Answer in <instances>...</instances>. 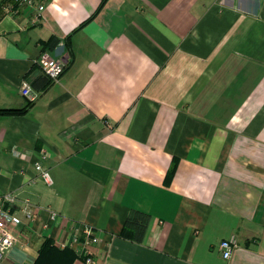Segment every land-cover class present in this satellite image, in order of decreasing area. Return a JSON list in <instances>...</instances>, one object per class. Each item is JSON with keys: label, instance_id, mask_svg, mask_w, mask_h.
Instances as JSON below:
<instances>
[{"label": "crops", "instance_id": "crops-1", "mask_svg": "<svg viewBox=\"0 0 264 264\" xmlns=\"http://www.w3.org/2000/svg\"><path fill=\"white\" fill-rule=\"evenodd\" d=\"M33 17L0 6V108L18 110L0 112V193L18 198L0 264H86L83 225L94 264H264V0H48ZM42 52L65 59L58 81Z\"/></svg>", "mask_w": 264, "mask_h": 264}, {"label": "built area", "instance_id": "built-area-1", "mask_svg": "<svg viewBox=\"0 0 264 264\" xmlns=\"http://www.w3.org/2000/svg\"><path fill=\"white\" fill-rule=\"evenodd\" d=\"M48 0H0V6L6 13L15 12L16 8L23 6L29 8L33 13V20L37 21L42 16V11L46 6ZM38 63L46 76L52 81L59 80L61 75L66 69L67 63L61 57H53L48 52H42L35 60ZM21 94L28 100V102H34L38 93L32 88L29 81L21 79L18 85ZM49 153L46 149H42L39 152V158L34 162V167L38 170L41 179L46 184L52 183V178L44 161L48 158ZM17 196L9 191L0 193V262L4 258L6 251L13 246L16 242V237L12 232V223L15 221L14 205L17 203ZM31 202L28 198H24L20 201L18 209L21 210L27 217L33 218L31 208ZM56 213H51V218L54 219ZM75 243H81L84 247L82 252L83 261L86 264H94V254L86 246L88 244L96 245L99 242V237L95 229L90 225H83L75 228V237L73 239ZM237 245L235 236L222 239L219 242V248L222 257L227 259L231 256L234 247ZM58 246L65 248L66 244L63 242L58 243Z\"/></svg>", "mask_w": 264, "mask_h": 264}, {"label": "trees", "instance_id": "trees-1", "mask_svg": "<svg viewBox=\"0 0 264 264\" xmlns=\"http://www.w3.org/2000/svg\"><path fill=\"white\" fill-rule=\"evenodd\" d=\"M0 112H2V113H15V112H18V110L17 109H13V108H0ZM49 243H50L49 240H46L44 245L47 246V245H49Z\"/></svg>", "mask_w": 264, "mask_h": 264}, {"label": "water", "instance_id": "water-1", "mask_svg": "<svg viewBox=\"0 0 264 264\" xmlns=\"http://www.w3.org/2000/svg\"><path fill=\"white\" fill-rule=\"evenodd\" d=\"M65 60V59H64Z\"/></svg>", "mask_w": 264, "mask_h": 264}]
</instances>
